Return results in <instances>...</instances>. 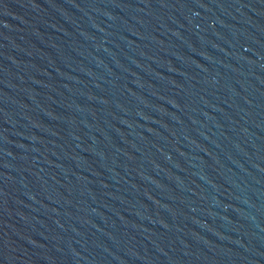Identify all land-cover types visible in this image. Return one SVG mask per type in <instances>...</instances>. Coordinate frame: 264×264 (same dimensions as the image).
I'll use <instances>...</instances> for the list:
<instances>
[{"label": "water", "instance_id": "95a60500", "mask_svg": "<svg viewBox=\"0 0 264 264\" xmlns=\"http://www.w3.org/2000/svg\"><path fill=\"white\" fill-rule=\"evenodd\" d=\"M0 264H264V0H0Z\"/></svg>", "mask_w": 264, "mask_h": 264}]
</instances>
